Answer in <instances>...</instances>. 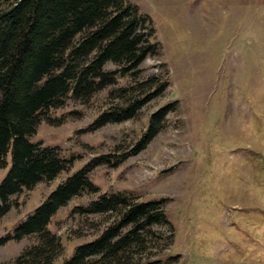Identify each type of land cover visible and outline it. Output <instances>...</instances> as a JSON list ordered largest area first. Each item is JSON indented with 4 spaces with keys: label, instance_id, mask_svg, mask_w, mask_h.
<instances>
[{
    "label": "rangeland",
    "instance_id": "1",
    "mask_svg": "<svg viewBox=\"0 0 264 264\" xmlns=\"http://www.w3.org/2000/svg\"><path fill=\"white\" fill-rule=\"evenodd\" d=\"M130 1L148 16L157 53L144 59L136 79L124 76L116 86L135 84L151 74L167 79L168 86L135 117L93 132L81 129L118 101L108 95L111 87L86 104L67 99L62 107L50 109L49 116L64 115V122L41 120L30 140L59 145L66 155L76 153L78 158L53 180L11 195L12 206L0 217V235L12 231L58 182L91 157L129 150L149 115L173 103L164 128L143 150L117 167H96L91 179L101 191H122L131 200H168L165 210L174 231L153 225L161 236L150 242L141 261L264 264V0ZM6 170L0 169V180ZM88 196L74 197L53 215L49 228L64 246L54 264L106 224V216L73 211ZM34 241L27 236L1 245L0 264H10Z\"/></svg>",
    "mask_w": 264,
    "mask_h": 264
},
{
    "label": "trees",
    "instance_id": "2",
    "mask_svg": "<svg viewBox=\"0 0 264 264\" xmlns=\"http://www.w3.org/2000/svg\"><path fill=\"white\" fill-rule=\"evenodd\" d=\"M147 22L148 16L130 0H0V169L7 167L0 180V217L10 210L11 195L53 180L78 158L76 153L66 155L59 145L30 140L41 120L64 122V115L49 116L50 109L62 107L67 99L86 104L111 87L108 95L118 101L81 129L93 132L135 117L164 92L168 80L156 74L116 86L124 76L136 79L144 59L157 53ZM107 63L115 68H105ZM172 109L173 103H167L153 111L129 150L91 157L58 182L12 231L0 235V246L35 237L10 264H54L64 246L49 223L59 208L82 194L89 196L73 211L106 216V224L58 264L156 263L141 261V256L161 236L153 225L174 231L165 210L168 200H131L122 191H101L90 175L100 165L117 167L143 150L164 128Z\"/></svg>",
    "mask_w": 264,
    "mask_h": 264
}]
</instances>
